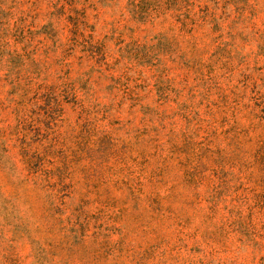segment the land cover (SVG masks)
<instances>
[{"label": "rangeland", "instance_id": "obj_1", "mask_svg": "<svg viewBox=\"0 0 264 264\" xmlns=\"http://www.w3.org/2000/svg\"><path fill=\"white\" fill-rule=\"evenodd\" d=\"M0 264H264V0H0Z\"/></svg>", "mask_w": 264, "mask_h": 264}]
</instances>
